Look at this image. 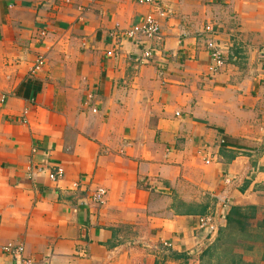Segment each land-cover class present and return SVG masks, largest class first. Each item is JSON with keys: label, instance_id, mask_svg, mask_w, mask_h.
<instances>
[{"label": "crops", "instance_id": "0c3cea01", "mask_svg": "<svg viewBox=\"0 0 264 264\" xmlns=\"http://www.w3.org/2000/svg\"><path fill=\"white\" fill-rule=\"evenodd\" d=\"M156 2L164 39L142 46L112 35L153 11L138 0H0V264H210L232 207L255 208L235 252L264 264V130L247 118L264 110V0Z\"/></svg>", "mask_w": 264, "mask_h": 264}, {"label": "built area", "instance_id": "2783aa9c", "mask_svg": "<svg viewBox=\"0 0 264 264\" xmlns=\"http://www.w3.org/2000/svg\"><path fill=\"white\" fill-rule=\"evenodd\" d=\"M139 4H148L153 7V11L145 15L141 22L133 25L127 30L112 32V35L119 39H126L133 42L134 44L144 45V41L154 42L155 44H160L163 42L164 36L161 30V20L167 16L161 5L156 2V0H138ZM206 37L205 47L209 54L210 65L208 67V72L211 75L217 74L225 65V54L220 44L217 43L216 38L219 35L218 31L211 26H206L203 30ZM153 50L150 48H144L141 53V60L147 61L153 55ZM43 66V59L39 58L32 72H37ZM92 99L91 95H88L87 100ZM95 112V111H94ZM223 143V142H221ZM209 161L206 160V164ZM63 176V171L60 168L55 169L49 174V179L56 181ZM76 187V185H74ZM106 198V191L103 188H98L91 194V201L96 205H103ZM216 203L222 211H227L229 209V201L226 197L216 198ZM198 231L204 233L208 240L215 237L218 231L217 226L213 222V216L207 215L202 216L198 220ZM166 247H170L169 244H164ZM1 251L5 253H10L11 255L22 256L23 248L21 246H14L12 244H7L1 247ZM22 264H32L31 261L22 259Z\"/></svg>", "mask_w": 264, "mask_h": 264}, {"label": "trees", "instance_id": "16d2710c", "mask_svg": "<svg viewBox=\"0 0 264 264\" xmlns=\"http://www.w3.org/2000/svg\"><path fill=\"white\" fill-rule=\"evenodd\" d=\"M174 209L177 213L190 215L194 214L193 206L185 205L181 202L176 203ZM204 210V208L202 209ZM201 210V214L204 212ZM256 218V210L253 207L239 208L232 207L226 215V228L218 232V239L215 244L208 248L206 252L200 258V262L203 263L206 259L210 264H246L242 261L241 255L237 254L235 250L239 247H243V242L250 240L252 233L249 229V222ZM260 230L257 232L258 235H254L255 240L264 239V220L258 223ZM250 232V233H249ZM246 246L244 245V248ZM220 250H222L220 252ZM213 261V262H212Z\"/></svg>", "mask_w": 264, "mask_h": 264}, {"label": "rangeland", "instance_id": "374dc122", "mask_svg": "<svg viewBox=\"0 0 264 264\" xmlns=\"http://www.w3.org/2000/svg\"><path fill=\"white\" fill-rule=\"evenodd\" d=\"M164 12L165 13H167V16H168V12L166 11V10H164ZM264 83V82H263ZM264 86V85H263ZM247 118H248V121L251 123V121L253 120L254 121V123H255V120L257 119H259L260 121H259V123L258 124H260L259 125V130L261 131V130H264V110H263V112L261 113V114H258V118L257 117H254L253 116V118H251V116L250 115H248L247 116ZM261 133V132H260ZM263 133V135H264V132H262ZM247 264V263H246Z\"/></svg>", "mask_w": 264, "mask_h": 264}]
</instances>
